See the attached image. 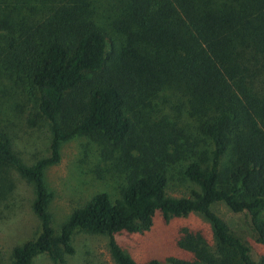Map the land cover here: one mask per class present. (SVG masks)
I'll list each match as a JSON object with an SVG mask.
<instances>
[{
	"label": "trees",
	"instance_id": "obj_1",
	"mask_svg": "<svg viewBox=\"0 0 264 264\" xmlns=\"http://www.w3.org/2000/svg\"><path fill=\"white\" fill-rule=\"evenodd\" d=\"M1 5L0 65L26 83L50 133L48 155L29 165L0 134V182L12 170L30 188L29 211L37 224L33 237L11 249L13 264H30L37 254L62 264L64 255L74 253L76 230L107 235L113 264H136L114 235L147 231L156 213L163 221L197 213L226 250L223 264H264V0H3ZM168 85L184 92L195 130L209 147L184 169L198 188L189 197L165 191L162 161L167 143L174 142L169 129L162 122L147 124L143 137L131 141L134 124L125 113ZM79 135L119 146L118 161L132 169L113 202L105 193L93 195L55 232L43 172L59 162L60 145ZM12 188L8 183L7 190ZM217 203L247 217L263 249L258 261L211 210ZM171 264L198 263L190 257Z\"/></svg>",
	"mask_w": 264,
	"mask_h": 264
},
{
	"label": "rangeland",
	"instance_id": "obj_2",
	"mask_svg": "<svg viewBox=\"0 0 264 264\" xmlns=\"http://www.w3.org/2000/svg\"><path fill=\"white\" fill-rule=\"evenodd\" d=\"M2 2L0 0V6ZM93 11L98 12V9ZM136 106L125 112L134 124L131 141L143 137L142 131L147 130V124L152 126L162 122L174 138V142L167 143V157L162 161L166 194L176 198L189 197L198 188L185 178L184 169L209 147L195 130L184 92L173 85L164 86L147 97L144 105ZM0 134L6 136L12 151L27 165L48 155V123L37 116L35 101L26 83L3 70L1 65ZM120 154L119 146L103 142L98 136L79 135L60 145L59 162L43 172V182L51 194L47 212L55 232L73 209L83 205L93 195L105 193L110 202L118 197L124 179L132 169L131 164L118 161ZM132 154L136 152L132 151ZM223 163H226V158ZM6 175V180L0 182V264H13L11 249L33 237L37 224L29 211L30 188L12 170H7ZM8 183L13 186L12 193L7 190ZM7 201L9 209L4 205ZM211 210L231 233L245 242L251 250L250 257L258 261L263 249L255 242L247 217L232 214L222 203L212 205ZM114 239L136 264L152 261L171 264L172 259L190 257L198 264H223L227 260L226 250L218 245L208 223L197 213L170 217L167 221L156 213L147 231L117 234ZM107 242L105 234L76 230L71 238L74 253L64 255L62 264H113ZM30 264L58 263L52 262L46 254H37L31 258Z\"/></svg>",
	"mask_w": 264,
	"mask_h": 264
}]
</instances>
